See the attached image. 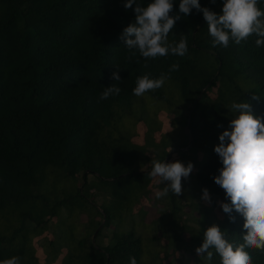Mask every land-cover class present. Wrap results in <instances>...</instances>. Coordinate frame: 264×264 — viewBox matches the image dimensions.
I'll return each instance as SVG.
<instances>
[{
	"label": "trees",
	"instance_id": "1",
	"mask_svg": "<svg viewBox=\"0 0 264 264\" xmlns=\"http://www.w3.org/2000/svg\"><path fill=\"white\" fill-rule=\"evenodd\" d=\"M125 2L0 0V261L18 256L20 264H36L30 239L44 232L48 219L59 217L61 210L84 213L89 190H98L108 198L107 203L102 201L107 208L97 212L103 223L89 221L87 229L92 235L98 227L108 226V207L113 201L131 190L138 195L130 206L142 195L147 196L150 172L133 169V165L146 147L155 150L156 145L149 141L138 146L123 138L116 128L118 110L135 97L138 77L150 73V78H159L161 73L168 74L174 63L179 64V70L171 72L161 88L149 91V96L162 101L165 90L175 93L176 89V105L187 106L186 120L181 123L186 133L179 140L162 142L156 149L169 145L179 162H191L192 183L181 182L182 186L199 194L207 189L211 202L205 208L194 205L192 210L198 212L196 230L177 225L179 209L172 202L165 223L168 226L156 221L152 231L160 229L173 243L171 249L182 255L189 253L193 264H221L214 249H210L211 261L194 255L205 230L213 224L225 232L230 243H243V217L233 211L232 222L220 206L217 208V204L230 201L213 180L223 167L214 147L219 144V135L231 130L230 121L238 115L231 107L233 103H249L252 114L264 123V46H256L258 37L253 34L240 44L230 40L227 48L213 47L203 14L193 9L185 16L179 13L180 0H174L170 15L180 19L168 42L175 44L186 36L187 53L183 57L169 54L145 59L137 51L130 56L120 37L134 22L135 13L124 8ZM151 2L137 0L141 6ZM199 3L221 13L222 0ZM258 7L264 11V0H258ZM115 67L120 70L118 82L110 79ZM112 84L121 89L120 93L100 100ZM212 89L215 97L210 100L207 93ZM87 176L94 182H87ZM183 197L180 195L179 200ZM216 208L222 216L217 222ZM184 230L189 231L188 241L181 236ZM111 233L105 246L95 244L102 237L101 229L92 242L91 237L79 238L73 250L66 247L61 264H130V257L142 264L146 248L140 237L135 232ZM69 236L72 240V233ZM245 250L252 264H264V251ZM168 257L164 252L163 258Z\"/></svg>",
	"mask_w": 264,
	"mask_h": 264
},
{
	"label": "clouds",
	"instance_id": "2",
	"mask_svg": "<svg viewBox=\"0 0 264 264\" xmlns=\"http://www.w3.org/2000/svg\"><path fill=\"white\" fill-rule=\"evenodd\" d=\"M210 2L215 3V0ZM123 6L125 9L132 8L135 13L134 22L123 29L120 37L130 56H135L137 51L145 59L169 54L183 57L187 53L186 36L182 35L178 43L168 42L169 33L180 19L179 15H170L174 0H152L147 6H141L137 0H126ZM193 9L203 14L209 35L213 38V47L219 45L227 48L230 40L240 44L253 34L258 37L256 46H264V11L258 7V0H222L220 14L201 7L199 0H180L179 13L187 16ZM144 67H148L147 63ZM178 70L179 64L174 63L169 73H161L159 78H150V73L138 77L133 94L142 96L161 88L170 78L169 74ZM119 72V68H116L110 79L120 81ZM120 91L112 84L105 88L99 99L106 100ZM252 99L258 98L253 96ZM231 107L238 115L230 121L231 130L223 131L218 137V146L214 147L223 167L213 180L230 201L220 203L222 211L232 222L235 220L233 211L240 214L244 219L246 234L242 237L243 243L236 246L225 238V232L219 226L213 224L205 230L203 242L195 252L211 261L213 252L210 249H214L219 254L221 264H252V258L245 249L264 251V123L260 117L252 114L247 102L233 103ZM151 163L149 175L158 177V183L165 185L155 192V197H166L170 191L176 196L182 195V178L189 177L194 165L191 162L185 166L179 161L166 163L158 160ZM202 199L211 202L207 189H202ZM20 261V257L13 256L0 261V264H20ZM129 261L130 264H137L134 257H130Z\"/></svg>",
	"mask_w": 264,
	"mask_h": 264
},
{
	"label": "rangeland",
	"instance_id": "3",
	"mask_svg": "<svg viewBox=\"0 0 264 264\" xmlns=\"http://www.w3.org/2000/svg\"><path fill=\"white\" fill-rule=\"evenodd\" d=\"M210 100L215 97V90L212 89L207 93ZM164 99L162 101H154L149 96V91L142 96H136L130 101V104H123L118 110V122L116 128L123 138L130 140L132 144L138 146L145 145V142H151L154 145L153 148L146 147L144 153L139 156L141 159L133 165V169L139 171L152 170L153 160L163 159L164 162L170 163L177 160V154L175 150L169 145L164 146L163 150L156 149L161 146L162 142L167 143L168 140H179L186 130L181 125L186 120L187 106L176 105L177 90L174 91L165 90ZM169 103V107L166 104ZM151 130V131H150ZM147 131V134H146ZM166 148V149H165ZM171 151L169 152V150ZM185 152L186 148L181 149ZM180 150V151H181ZM201 153L197 154V158L200 159ZM162 161V162H163ZM187 166V164H184ZM194 173H190L187 179L182 178L183 185L185 183H192L191 176ZM159 178H150V182L147 186V196L142 195L139 202L133 206L130 204L135 200L138 195V191H129L124 197L113 201L109 209L110 222L107 227L102 226L96 229H101L102 237L95 240V244L99 245L100 242L103 246L110 243V236L112 231L123 232H135L134 234L140 237L142 244L146 248L142 253V264H193V256L189 253L180 254L171 248L173 243L170 242L169 237L167 240L163 237L160 229L152 231L153 225L157 223L162 226H168L165 224L169 219L170 211L172 209V202L179 209L176 213L177 225H184L188 229L196 230L197 226L194 219L198 218V212L192 210L194 205L200 207H208V202L202 199V194L197 193V190L192 191L189 187L182 186V196H185L179 200L180 196H176L171 191L166 197L157 199L155 192L158 189L163 188L165 185L158 183ZM87 182L92 183L94 180L87 176ZM167 182H165L166 184ZM80 183L77 182V186ZM192 186V184H191ZM127 189L129 187L127 186ZM195 194L196 196H191ZM89 196L85 195V209L86 211L80 215L76 214L77 211L67 212L61 210L59 217H52L48 219L47 228L38 236H34L30 239V247L32 249V256L36 259V264H61L63 257L66 255V247L73 250L75 242L84 236L91 237L93 241V235L87 229L90 226L89 221L93 223H103V220L97 215L100 213L103 205L102 201L108 202V198L98 193V190H89ZM170 195L173 196L171 200ZM220 204H217V208ZM107 208V207H106ZM214 209L215 222L222 219L221 214ZM140 212V213H139ZM142 213V214H141ZM70 233H72V240H70ZM172 233V232H170ZM189 231H182V238L184 241H188ZM155 238V243H151L150 239ZM167 248V249H166ZM164 252H167L168 259L163 258ZM194 255H197L194 252Z\"/></svg>",
	"mask_w": 264,
	"mask_h": 264
}]
</instances>
